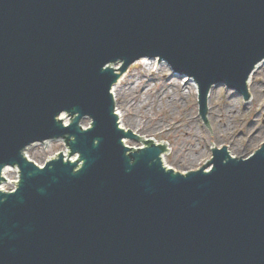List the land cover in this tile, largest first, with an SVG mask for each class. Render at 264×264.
Instances as JSON below:
<instances>
[{
    "label": "water",
    "instance_id": "obj_1",
    "mask_svg": "<svg viewBox=\"0 0 264 264\" xmlns=\"http://www.w3.org/2000/svg\"><path fill=\"white\" fill-rule=\"evenodd\" d=\"M144 56L194 77L204 118L213 85L248 98L264 0H0V185L20 170L0 190V264H264V144L182 173L165 145L124 143L143 135L120 127L112 87ZM61 138L76 160L23 152Z\"/></svg>",
    "mask_w": 264,
    "mask_h": 264
},
{
    "label": "rangeland",
    "instance_id": "obj_2",
    "mask_svg": "<svg viewBox=\"0 0 264 264\" xmlns=\"http://www.w3.org/2000/svg\"><path fill=\"white\" fill-rule=\"evenodd\" d=\"M149 62L150 65L137 61L122 76L116 87L117 109L122 112L121 124L125 128L146 139L167 142L171 153L169 149L164 157L166 165L181 172L196 169L212 158L214 143L215 147L228 146L233 155L248 156L264 142V63L249 82L248 100L234 89L212 87L207 117L212 140L199 114L196 83L189 77L174 75L165 61ZM88 123L85 119L84 125ZM126 143L132 147L143 145L132 139ZM59 152H66L62 140H50L45 148L42 144L32 145L27 150L40 165ZM6 176L4 186L11 189L17 178L16 169L9 168Z\"/></svg>",
    "mask_w": 264,
    "mask_h": 264
},
{
    "label": "bare ground",
    "instance_id": "obj_3",
    "mask_svg": "<svg viewBox=\"0 0 264 264\" xmlns=\"http://www.w3.org/2000/svg\"><path fill=\"white\" fill-rule=\"evenodd\" d=\"M149 60H151V59H149V58H147V57H145V58H141V60L140 61H144V62H146V63H150L149 62ZM153 61H157V59H154ZM152 62V61H151ZM159 62H161V61H159ZM148 64H147V66H148ZM119 64H117V65H115L114 67H117ZM150 65V64H149ZM262 65H260L258 68H257V70L261 67ZM121 80V79H120ZM190 80H188V82H189ZM191 81H193V80H191ZM194 82V81H193ZM121 83V82H120ZM117 85L118 84H116L114 87V93H115V97L117 98V96H118V94L116 93V87H117ZM195 85V88L197 89L198 87H197V85L196 84H194ZM248 85H249V81H248ZM119 86V85H118ZM148 87V86H147ZM147 89V88H146ZM211 96H212V91L209 93V98H208V103L210 102V98H211ZM129 97V96H128ZM128 100V99H127ZM130 103H131V100H130ZM119 109V108H118ZM118 109H117V111H118ZM121 110V109H120ZM119 113V115H120V118H121V113L122 112H118ZM123 116V115H122ZM169 148V147H168ZM166 153L167 152H165L164 154H163V158L165 157V155H166ZM192 154H194V153H192ZM196 156V155H195Z\"/></svg>",
    "mask_w": 264,
    "mask_h": 264
}]
</instances>
